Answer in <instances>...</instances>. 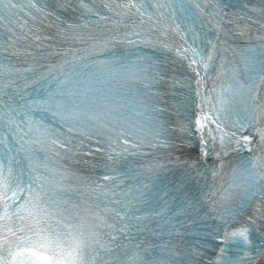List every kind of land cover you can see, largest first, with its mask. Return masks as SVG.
<instances>
[{"label":"snow or ice","instance_id":"1","mask_svg":"<svg viewBox=\"0 0 264 264\" xmlns=\"http://www.w3.org/2000/svg\"><path fill=\"white\" fill-rule=\"evenodd\" d=\"M0 30V264L264 259V0H0ZM44 48L62 62L38 70ZM129 156L156 157L134 191Z\"/></svg>","mask_w":264,"mask_h":264}]
</instances>
